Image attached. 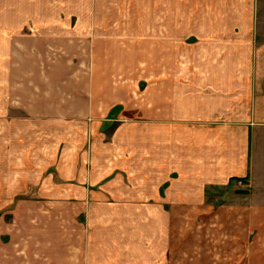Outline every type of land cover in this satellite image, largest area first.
Returning a JSON list of instances; mask_svg holds the SVG:
<instances>
[{
  "label": "crops",
  "instance_id": "obj_1",
  "mask_svg": "<svg viewBox=\"0 0 264 264\" xmlns=\"http://www.w3.org/2000/svg\"><path fill=\"white\" fill-rule=\"evenodd\" d=\"M0 2V105L5 98L1 107L28 119L0 125L79 130L74 145L60 137L48 154L84 161L54 168L67 181L53 185L56 209L86 188V217L101 208L104 223L115 220L112 208L154 210L159 225L180 219L159 214L194 210L181 219L189 237L202 232L189 241L195 254L210 264H264V0H87L84 19L31 0ZM83 129L93 138L87 152ZM2 137L0 163L10 170ZM39 146L27 150L31 162ZM9 177L0 180L5 205L43 185ZM96 182L106 183L99 193L88 187ZM86 222L76 223L66 253L59 242L55 264H186L190 256H176L178 244L163 233L166 244L152 250L159 234L152 227L143 237L142 216L129 218L136 226L125 224L126 234L112 223L96 234ZM11 228L0 223V264H38Z\"/></svg>",
  "mask_w": 264,
  "mask_h": 264
},
{
  "label": "rangeland",
  "instance_id": "obj_2",
  "mask_svg": "<svg viewBox=\"0 0 264 264\" xmlns=\"http://www.w3.org/2000/svg\"><path fill=\"white\" fill-rule=\"evenodd\" d=\"M2 5L4 4L0 2V8L2 7ZM31 5H37L38 9H45L46 12L49 10L57 9V11H63L65 14H80L79 16L84 19L85 16L83 15L85 13L83 12L85 11L86 6H88V3L87 0H31ZM99 5L97 4V8H99ZM31 8H33V6H31ZM101 8H103V3L101 4ZM9 9L10 8L8 6L5 7L4 10L7 11ZM57 15L54 18L58 19ZM45 18H47V16ZM51 18L52 17L48 19ZM38 19H40V17H38ZM4 100L5 98H3L2 102V104L4 105H0V123L1 121L6 120H14L15 122H19L20 120H28L27 118L23 119L26 115L22 112H7L6 108L1 107L7 106V103ZM30 120L35 121L37 119L30 118ZM7 129H9V135L5 134V132H7ZM78 133L79 130L72 127L56 129L54 127L48 126L43 127V125L42 127H38L28 124H16L14 128H6L0 125V137H8V142L4 140L3 144H5L4 146L8 145V152L14 155L15 159L14 165L10 168V170H5V168H3L0 163V180L10 179L11 177L9 176H12V179L16 180V182L22 185L26 184V180L27 183L28 180H30V182H32L31 184H36L35 181L38 177H40V179L43 181V185H35L36 187H34L31 191H21L14 193L7 205H5V202L8 200L9 194L6 192L0 193V196L2 197V202H0V204H4L0 205V223L2 224L4 222L6 224L14 225V228H11L12 232L20 239H23L25 246L28 245L32 247L34 253L40 254L41 258L38 264L56 263L55 256L58 255L59 251L61 250L59 242L65 245L64 249L66 253V250H68L70 247H67L66 245H69L70 243L72 232L76 231L75 226L77 222H82L83 224L84 222L89 221V224H87V226L93 228V232L96 234L102 233V231L104 230V226L106 227V230H108L107 227H109L112 223V231L115 230L117 233L119 232L121 234H126L127 226L130 228L136 226V224L134 223H129V218L134 216L137 218H139V216H142L143 225L140 226L139 224H137V227L139 231L142 232L144 238L147 234H149V232H151L152 227L155 229V233L158 232L159 238L157 236L155 237L153 246L151 248L152 250L158 252L163 248L162 245L164 243L166 244V242L161 240V234L163 233L165 238H167L168 236V239H171L175 244H178V246L175 248V250L177 251L176 256L183 252L190 255L189 257H186L184 259L186 260V264L212 263L210 260H205L204 257H200L192 251L193 246L191 242L198 241L202 235V232L200 230H196L195 235H192L191 237H189L190 234H185L186 232H188V226L183 224L181 217L190 216L194 210L173 209L170 210V214H159V218L161 220L163 218H166V216L172 217L174 218V220L178 217L180 218L176 223H174V225H159L157 224V215L154 216V214L156 213L154 212V210L137 208L135 206H133L134 208H132V206L124 208H112L110 210V213L115 216V220L111 219L110 223L107 220L104 223V214H102L103 209L101 208H93L91 210H88V216L86 217L87 214L85 212H87V209H84L82 207L83 204L80 202V199L83 196V194L81 195V193H88L89 195L92 194L90 191H86V188L81 190V192H78L76 190V192L70 193L69 199L64 202L63 206L56 209V206H59V204H56L54 200V186L55 184H65L67 181L62 178L61 179L63 180V182L60 181L61 179L55 176L54 168L62 167L64 170H70L72 167L81 168V164L84 161L67 160L68 157L64 152L57 158V160L53 155L49 157L48 154H52L57 149L56 142L60 137H63L65 140H67L68 143L74 145L76 140L75 138H72V136ZM83 135L85 137V140H87L84 152H87L93 138L89 137L87 129L84 130ZM107 138L108 137H106V139ZM76 139L78 138L76 137ZM36 143L40 145V148L36 150V153L38 154H36L34 151L31 152L32 162L34 160V162L32 163L29 160V156L26 154H28L27 150H31L33 145ZM10 146L14 148L13 152L10 150ZM41 155L42 158L39 159V156ZM42 169L43 171L46 170V172H37V170ZM101 184L106 183L96 182L93 186H87L89 188H94L95 193H99V191L102 190ZM114 188L117 189V186H111L110 189L113 190ZM215 191L216 192H209H211V194H213L214 196L216 195L225 199L230 195L228 191ZM66 194L67 190L62 192V195ZM70 196H75L73 197V201ZM67 198L68 196L66 197V199ZM56 199L58 201H62L59 197H56ZM76 200H79L77 204L74 203ZM99 201L103 204V201ZM132 201H134V199ZM54 208L55 211L59 210L63 213V219H59V217L56 216L55 213H53ZM106 211L108 212V210ZM71 214L76 215L75 220H72V218L70 217ZM153 222L156 225H153ZM189 241L191 242L189 243ZM62 255L66 256L65 254ZM174 260H177V258H174Z\"/></svg>",
  "mask_w": 264,
  "mask_h": 264
}]
</instances>
